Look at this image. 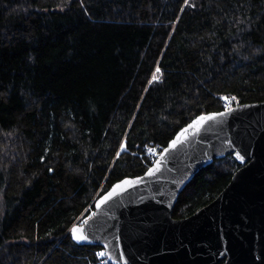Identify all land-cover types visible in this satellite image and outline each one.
Masks as SVG:
<instances>
[{
	"label": "trees",
	"instance_id": "1",
	"mask_svg": "<svg viewBox=\"0 0 264 264\" xmlns=\"http://www.w3.org/2000/svg\"><path fill=\"white\" fill-rule=\"evenodd\" d=\"M224 97L264 100V0H0V264H102L71 227ZM239 167L202 168L173 216Z\"/></svg>",
	"mask_w": 264,
	"mask_h": 264
},
{
	"label": "water",
	"instance_id": "2",
	"mask_svg": "<svg viewBox=\"0 0 264 264\" xmlns=\"http://www.w3.org/2000/svg\"><path fill=\"white\" fill-rule=\"evenodd\" d=\"M233 109L189 129L173 149L170 142L197 117L226 110L201 113L181 127L149 167L161 161L159 171L123 178L143 179L99 204L123 179L116 181L97 197L88 223L71 227L72 239L102 247L113 264H264V100ZM228 155L240 164L228 185L193 214L174 217L186 185ZM77 226L88 240H76Z\"/></svg>",
	"mask_w": 264,
	"mask_h": 264
},
{
	"label": "snow or ice",
	"instance_id": "3",
	"mask_svg": "<svg viewBox=\"0 0 264 264\" xmlns=\"http://www.w3.org/2000/svg\"><path fill=\"white\" fill-rule=\"evenodd\" d=\"M159 71V70H158ZM154 79H158V77H154ZM225 101H228L229 98L228 97H224ZM234 111V109L232 107H227L225 112H219V113H213L210 115H201L199 117H197L190 125L187 126V128L183 129L181 131V133L175 138L173 139L170 143H171V147L174 149L177 144L180 142V138L183 137L185 135V133L194 127L197 126H202L206 121L209 120H213L215 119L217 116H224L230 112ZM122 150H126V149H122ZM150 151H155V149H152ZM165 152H167L168 150L165 149ZM237 156L239 159L243 160L245 157L243 155H241L239 152L237 153ZM161 167V161H156L155 163V167L153 168H149L146 175H154L155 172L159 171ZM142 177H137L135 181H133L132 179H123L120 182H118L117 184H115L113 186V188L99 201V204H104L106 201L112 199L113 196L118 194V191H124L126 190V188L128 187H132L134 183L140 182L142 181ZM98 204V206H99ZM95 215V213H93V216ZM90 219V218H89ZM85 225L88 223L87 220H85L83 222ZM73 234L75 235V238L77 241H86L89 239V236L85 233V229L82 226H77L74 227L72 229ZM98 255H100L101 257H104L105 255H111L110 253H106L104 251H101L100 253H98ZM124 264H128L127 260H125Z\"/></svg>",
	"mask_w": 264,
	"mask_h": 264
},
{
	"label": "built area",
	"instance_id": "4",
	"mask_svg": "<svg viewBox=\"0 0 264 264\" xmlns=\"http://www.w3.org/2000/svg\"><path fill=\"white\" fill-rule=\"evenodd\" d=\"M153 79H154V77H153ZM154 80H158V81H160L161 79H160V77H158V79H154ZM229 98V97H228ZM234 105V102H233V99L232 98H229V100L228 101H223V107L224 108H227V107H232ZM152 149H155L153 146H151V145H148L147 146V152H148V154H150L151 155V158L152 159H156V158H158L159 156H160V152L159 151H157L156 149H155V151L153 152V151H150V150H152ZM84 219V218H83ZM82 219V220H83ZM101 251H104L105 252V250L104 249H98L97 251H96V255H97V257L101 260V263L102 264H110V261H109V259H108V257H107V255H105L104 257H101L100 255H98V253H100Z\"/></svg>",
	"mask_w": 264,
	"mask_h": 264
},
{
	"label": "rangeland",
	"instance_id": "5",
	"mask_svg": "<svg viewBox=\"0 0 264 264\" xmlns=\"http://www.w3.org/2000/svg\"><path fill=\"white\" fill-rule=\"evenodd\" d=\"M86 218H84L83 220L81 219L80 221H81V223H82V221H84Z\"/></svg>",
	"mask_w": 264,
	"mask_h": 264
},
{
	"label": "bare ground",
	"instance_id": "6",
	"mask_svg": "<svg viewBox=\"0 0 264 264\" xmlns=\"http://www.w3.org/2000/svg\"><path fill=\"white\" fill-rule=\"evenodd\" d=\"M101 261V260H100Z\"/></svg>",
	"mask_w": 264,
	"mask_h": 264
}]
</instances>
